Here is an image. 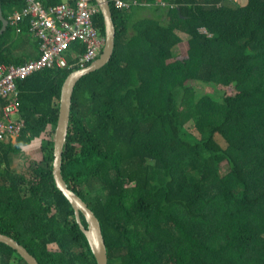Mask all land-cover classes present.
<instances>
[{
    "label": "trees",
    "instance_id": "16d2710c",
    "mask_svg": "<svg viewBox=\"0 0 264 264\" xmlns=\"http://www.w3.org/2000/svg\"><path fill=\"white\" fill-rule=\"evenodd\" d=\"M109 1L114 52L74 87L61 165L100 221L107 264H264V0ZM0 4V63L37 57L28 17L9 19L25 0ZM93 22L104 36L100 11ZM78 68L18 80L24 124L0 141V232L39 264H97L53 176L61 89ZM34 141L41 158L13 170ZM0 264L28 263L0 242Z\"/></svg>",
    "mask_w": 264,
    "mask_h": 264
},
{
    "label": "built area",
    "instance_id": "2783aa9c",
    "mask_svg": "<svg viewBox=\"0 0 264 264\" xmlns=\"http://www.w3.org/2000/svg\"><path fill=\"white\" fill-rule=\"evenodd\" d=\"M113 1L126 8L131 4ZM25 3L26 6L15 11L9 19L16 23L28 17L29 28L39 39L38 54L21 64L0 63V100H6L0 105V141L7 137L15 139L24 124L23 119L18 118V80L48 67H85L99 57L104 46V36L93 22L94 15L100 11L96 2L64 0L48 8L38 0H25ZM80 45L83 51H79ZM67 52L74 62H68Z\"/></svg>",
    "mask_w": 264,
    "mask_h": 264
},
{
    "label": "water",
    "instance_id": "95a60500",
    "mask_svg": "<svg viewBox=\"0 0 264 264\" xmlns=\"http://www.w3.org/2000/svg\"><path fill=\"white\" fill-rule=\"evenodd\" d=\"M100 12L104 19L105 35H104V46L101 54L97 59L92 61L85 67L73 70L70 72L63 82L61 89L60 105L58 120L55 127L54 134V161H53V176L55 184L59 190L63 192L66 198L71 203L76 221L79 224L80 229L84 232L91 247L92 252L95 255L97 264H107V249L105 240L102 234L100 221L95 215L94 211L88 206L86 201L82 199L75 191L70 189L62 174V154L66 143L69 127V117L71 110V101L74 87L77 81L104 64H106L112 57L115 46V35L116 29L112 18V11L109 0H95ZM0 20L2 26L0 28V35L6 29L8 20L3 16L1 4H0ZM82 214L86 220L87 225L85 226L81 220ZM0 242H3L13 249H15L28 264H39L36 257L32 255L26 247L19 243L13 237L0 232Z\"/></svg>",
    "mask_w": 264,
    "mask_h": 264
},
{
    "label": "rangeland",
    "instance_id": "374dc122",
    "mask_svg": "<svg viewBox=\"0 0 264 264\" xmlns=\"http://www.w3.org/2000/svg\"><path fill=\"white\" fill-rule=\"evenodd\" d=\"M234 1L238 2V3H241V4H244V3H246L247 0H237V1L234 0ZM178 49L179 50L180 49H184V44H180ZM198 86L201 87V84L198 83ZM204 88L205 87H203V89ZM188 128L192 129V125L190 124L188 126ZM14 140H16V138L13 139V141ZM36 146H38V142L37 141H34L31 144H29V145H24L22 147V150L18 154H15L13 156L12 162H11V168L13 170L18 171V172H25L26 169H27V165H28L30 160H33V159L39 160L41 158V156H40V152L37 149H35Z\"/></svg>",
    "mask_w": 264,
    "mask_h": 264
},
{
    "label": "crops",
    "instance_id": "0c3cea01",
    "mask_svg": "<svg viewBox=\"0 0 264 264\" xmlns=\"http://www.w3.org/2000/svg\"><path fill=\"white\" fill-rule=\"evenodd\" d=\"M34 55H36L37 54V51H34V52H32Z\"/></svg>",
    "mask_w": 264,
    "mask_h": 264
},
{
    "label": "clouds",
    "instance_id": "9594fccd",
    "mask_svg": "<svg viewBox=\"0 0 264 264\" xmlns=\"http://www.w3.org/2000/svg\"><path fill=\"white\" fill-rule=\"evenodd\" d=\"M79 69V68H78Z\"/></svg>",
    "mask_w": 264,
    "mask_h": 264
}]
</instances>
